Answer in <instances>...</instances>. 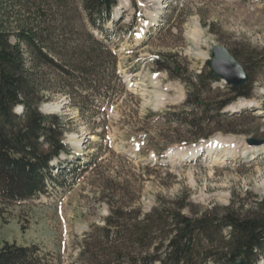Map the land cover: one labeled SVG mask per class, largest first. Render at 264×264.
Listing matches in <instances>:
<instances>
[{
    "label": "rangeland",
    "instance_id": "374dc122",
    "mask_svg": "<svg viewBox=\"0 0 264 264\" xmlns=\"http://www.w3.org/2000/svg\"><path fill=\"white\" fill-rule=\"evenodd\" d=\"M1 16L13 43L12 34L22 28L63 34L71 48L92 45L94 36L103 41L117 57L114 84L121 81V94L108 104L94 91L68 83L67 75L47 65L36 68L44 100L40 111L54 106L51 113L64 121L72 154L51 164L57 180L46 195L0 204V248L37 246L51 264H161L172 227L168 221L170 226L157 229L153 220L175 212L216 219L229 208L243 216L262 209L264 0H118L104 26L110 40L91 27L83 0H0ZM216 46L238 57L252 98L221 112L227 117L217 127L237 132H217L211 139L231 142L198 159L167 158L191 146L179 143L189 136L187 127L166 115L182 111L189 79L208 68ZM167 65L179 67L181 78L164 70ZM227 87L217 82L204 95L219 102ZM241 101L252 105L241 109ZM109 222L125 230H153L152 239L139 244L129 235L111 234L121 238L113 244L103 232ZM229 231L217 229L210 242L202 240L190 264H216L217 246ZM155 258L160 260L152 262ZM256 264H264V257Z\"/></svg>",
    "mask_w": 264,
    "mask_h": 264
},
{
    "label": "trees",
    "instance_id": "16d2710c",
    "mask_svg": "<svg viewBox=\"0 0 264 264\" xmlns=\"http://www.w3.org/2000/svg\"><path fill=\"white\" fill-rule=\"evenodd\" d=\"M116 6L117 0H83L91 27L108 34L109 40L110 34L104 26L111 20ZM1 18L0 204L12 205L47 194L50 185L57 180L52 162L59 161L64 154H72L64 142L66 127L62 118L55 114H43L39 110L44 100L40 96L42 88L34 75L36 68L47 65L59 71L68 76L65 79L68 83L81 87V90L94 91V96H99L108 104H114L120 97L117 87L121 81L114 84L115 80L119 81L116 55L95 36L92 45L79 43L71 48V42L63 34L46 36L44 32L48 29L22 28L12 34L16 40L13 43ZM27 54L31 60H28ZM232 55L238 58L234 53ZM208 64L205 71L189 79V98L182 111L166 115L173 116L177 124L187 127L189 136L179 141L183 145L207 140L217 132L236 133L235 130L225 131L217 127V123L227 117L221 112L240 98H252L249 81L242 87L228 86L227 93L219 102L206 97L204 92H210L212 85L220 82L211 69V61ZM164 68L181 78L179 67L167 65ZM18 106L23 107L22 114L15 112ZM186 108H190L189 111ZM212 108L216 112L213 118L209 116ZM260 205L262 209L249 216L229 208L216 219L210 218L209 214L193 219L175 212L169 217L163 216L164 219L153 220L158 222L157 229L168 226V221L172 227V236L161 264H190L199 243L202 240L210 242L217 229L230 231L228 240L217 246L216 264H235L240 259L246 264H256L260 257H264V199ZM103 232L113 244L121 238L113 240L111 234L118 237L129 235L132 242L137 238L136 241L143 244L151 241L153 230H125L109 222ZM159 260L155 258L152 262ZM0 264L51 263L37 246L6 243L0 248Z\"/></svg>",
    "mask_w": 264,
    "mask_h": 264
},
{
    "label": "water",
    "instance_id": "95a60500",
    "mask_svg": "<svg viewBox=\"0 0 264 264\" xmlns=\"http://www.w3.org/2000/svg\"><path fill=\"white\" fill-rule=\"evenodd\" d=\"M211 56V68L219 80L226 81V84L234 88L242 87L249 81L243 65L225 47H214ZM235 264L246 263L240 259Z\"/></svg>",
    "mask_w": 264,
    "mask_h": 264
},
{
    "label": "bare ground",
    "instance_id": "6f19581e",
    "mask_svg": "<svg viewBox=\"0 0 264 264\" xmlns=\"http://www.w3.org/2000/svg\"><path fill=\"white\" fill-rule=\"evenodd\" d=\"M52 105V104H51ZM46 106V110H48L49 112H52L53 111V108L54 106ZM252 105L251 102H246V101H241L239 104H238V107L243 109V108H249L250 106ZM231 140L230 138H222V137H217V138H214V139H211L210 141H205L203 143H200L194 147H191L192 149L190 148H183L182 149V152H190V154H186L185 157H186V160H191V159H195L196 158V154H198L201 150L203 149H206L207 152H209V154L212 153V151L214 149H217L218 146L220 145H224L226 144V142H231L229 141ZM189 149V150H188ZM181 152V150H173L170 153L171 157H174L176 155H179ZM208 155V154H207ZM208 157V156H207ZM209 158V157H208ZM207 159V158H206Z\"/></svg>",
    "mask_w": 264,
    "mask_h": 264
}]
</instances>
